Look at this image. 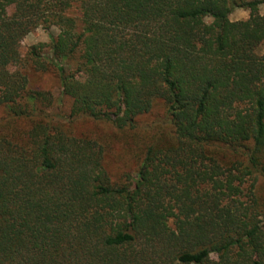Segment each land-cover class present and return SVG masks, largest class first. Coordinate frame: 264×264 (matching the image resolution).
Segmentation results:
<instances>
[{
	"label": "trees",
	"instance_id": "obj_1",
	"mask_svg": "<svg viewBox=\"0 0 264 264\" xmlns=\"http://www.w3.org/2000/svg\"><path fill=\"white\" fill-rule=\"evenodd\" d=\"M263 3L0 0V264H264ZM52 70L69 112L31 82Z\"/></svg>",
	"mask_w": 264,
	"mask_h": 264
},
{
	"label": "rangeland",
	"instance_id": "obj_2",
	"mask_svg": "<svg viewBox=\"0 0 264 264\" xmlns=\"http://www.w3.org/2000/svg\"><path fill=\"white\" fill-rule=\"evenodd\" d=\"M260 13L264 14V3L260 5ZM249 11L246 9H236L230 15L231 20H242L249 17ZM57 34V30L53 31ZM51 41V35L48 30L43 27H39L25 36L21 43L20 50L22 54H28L30 48L34 45H39L45 55L50 54L49 46ZM264 50V44L262 46ZM33 86L50 88L54 95V100L56 102L55 110L58 111L61 107L62 111L69 112L71 108L72 100L69 97H63L61 93V86L57 74L54 70L49 71L46 74L33 75L31 80ZM0 111V115H1ZM164 107L159 103L153 110V112L144 118L147 124L153 123L158 118H163ZM19 127H25L24 122H19ZM71 127H75L76 133L79 135L87 134L89 132L93 133V136L99 137V140L107 141L106 152H105V162L109 165L111 171L117 175L119 178L123 175L124 171L128 169H133L136 165L137 157L135 152L128 150L127 142L121 137L117 132H113L111 126L105 123H97L92 119H81L75 122ZM142 143V142H141ZM140 153V152H139ZM261 196L264 197V187L259 190ZM216 257V255H213Z\"/></svg>",
	"mask_w": 264,
	"mask_h": 264
}]
</instances>
